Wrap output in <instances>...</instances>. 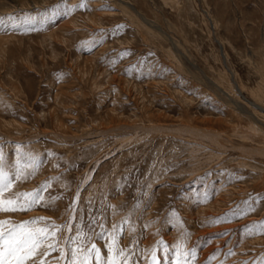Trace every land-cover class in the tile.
Listing matches in <instances>:
<instances>
[{
    "label": "rangeland",
    "instance_id": "374dc122",
    "mask_svg": "<svg viewBox=\"0 0 264 264\" xmlns=\"http://www.w3.org/2000/svg\"><path fill=\"white\" fill-rule=\"evenodd\" d=\"M0 20V154L36 165L5 198L49 183L0 220L63 226L47 264L78 235L127 264H264V0H0Z\"/></svg>",
    "mask_w": 264,
    "mask_h": 264
},
{
    "label": "snow or ice",
    "instance_id": "6c2138e0",
    "mask_svg": "<svg viewBox=\"0 0 264 264\" xmlns=\"http://www.w3.org/2000/svg\"><path fill=\"white\" fill-rule=\"evenodd\" d=\"M83 6V4L78 5V7ZM30 20V17H26L25 23ZM2 23L3 21L0 20V24ZM12 27L16 28L17 25L13 23ZM28 168H31V171H27ZM6 169L7 166L2 154H0V212L28 211L43 201L41 192L49 186L48 182H43L34 191L16 193L15 198H5V193H8L12 187L13 178L23 180L35 174V163L22 167L17 161L12 169ZM21 197L24 198L23 202H21ZM53 199H58V197ZM45 219L44 217H35L18 223L0 220V264H47L44 257L57 250L55 238L57 231L62 230L63 226L54 222L37 226L39 221ZM77 231L79 232V230ZM78 239L79 235L77 237H65L66 249L60 253V258L64 264H93V261L95 264H127L128 258L125 251L115 246V236H113V242L106 245L108 253L106 259L95 244L86 249L72 247ZM47 241L51 242L47 243L45 247ZM119 257L123 259H119ZM152 264H156L155 253H153Z\"/></svg>",
    "mask_w": 264,
    "mask_h": 264
},
{
    "label": "bare ground",
    "instance_id": "6f19581e",
    "mask_svg": "<svg viewBox=\"0 0 264 264\" xmlns=\"http://www.w3.org/2000/svg\"><path fill=\"white\" fill-rule=\"evenodd\" d=\"M246 149V148H245Z\"/></svg>",
    "mask_w": 264,
    "mask_h": 264
}]
</instances>
